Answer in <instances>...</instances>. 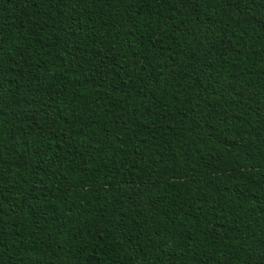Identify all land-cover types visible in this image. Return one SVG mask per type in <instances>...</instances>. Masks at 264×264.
Listing matches in <instances>:
<instances>
[{
    "label": "trees",
    "instance_id": "16d2710c",
    "mask_svg": "<svg viewBox=\"0 0 264 264\" xmlns=\"http://www.w3.org/2000/svg\"><path fill=\"white\" fill-rule=\"evenodd\" d=\"M0 264H264V0H0Z\"/></svg>",
    "mask_w": 264,
    "mask_h": 264
}]
</instances>
